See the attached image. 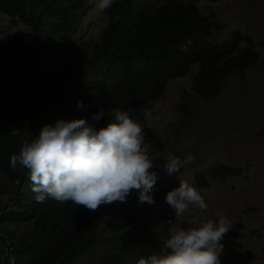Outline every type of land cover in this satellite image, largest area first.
Returning a JSON list of instances; mask_svg holds the SVG:
<instances>
[{
	"label": "trees",
	"instance_id": "trees-1",
	"mask_svg": "<svg viewBox=\"0 0 264 264\" xmlns=\"http://www.w3.org/2000/svg\"><path fill=\"white\" fill-rule=\"evenodd\" d=\"M218 0H115L106 12L108 26L100 44L88 51L77 46L76 30L80 19L86 14L87 0H0V12L11 17L15 23L29 25L32 33L18 30L0 37V57L15 51V66L21 67L23 59H29L31 51L37 50L39 60L69 57L75 54L81 61L63 65V77L67 87L77 93L76 104L70 107L64 100L43 103L39 109L48 114H61L75 119H92V114L103 109L109 121H114L116 110L128 111L134 122L144 128L148 124L145 112L153 114L154 104L162 98L169 82L186 76L194 67L197 72L192 90L203 100L218 97L229 77L245 75L259 60L251 37L237 30L228 39L219 40L222 25L214 13L203 9L202 3ZM164 2L163 11L154 15L152 10ZM51 6L47 10L43 7ZM53 12L58 17L56 36L48 37L45 31V15ZM243 39L249 44L241 46ZM52 48L55 52L45 56ZM6 61H0V66ZM52 66L46 67L37 79L28 73L17 75L19 86L26 91L42 90L44 74H50ZM82 103V107L78 104ZM185 114L193 116L189 103L181 102ZM21 109L0 107V181L5 176L13 192L12 203L4 199L7 194L0 187L1 223H30V228L15 241L11 231L0 233V264H78L86 254L93 253L97 245L98 223L96 214L72 201L58 202L47 198L36 201L28 170L10 167V157L18 154L20 133H29L25 126L13 118ZM32 128L38 125L36 114L29 116ZM17 131L18 135L11 133ZM210 175L225 181L229 176H241L242 171L222 163L209 170ZM19 181V182H18ZM198 183L204 188L210 184L202 173L197 174ZM180 180L158 179L149 193L161 198ZM149 203L139 202V192L126 202L111 205L107 226L112 235L110 245L101 249L96 264H137L140 258L155 253L146 241L150 231L145 232L147 222L139 221V214ZM148 221H151L149 219ZM183 224V222H182ZM189 224H191L189 222ZM185 229L190 226L184 223ZM244 224L235 223L225 237L240 233ZM11 253L15 259L11 260Z\"/></svg>",
	"mask_w": 264,
	"mask_h": 264
},
{
	"label": "rangeland",
	"instance_id": "rangeland-1",
	"mask_svg": "<svg viewBox=\"0 0 264 264\" xmlns=\"http://www.w3.org/2000/svg\"><path fill=\"white\" fill-rule=\"evenodd\" d=\"M97 3L98 0H94L93 9L83 20V30L77 35V45L84 46L89 52L100 42L107 24L105 15L96 7ZM202 6L208 13H214L221 23L219 40H226L239 30L244 37H251L260 58L245 75L229 77L222 93L213 99L203 100L192 90L197 72L195 67L186 76L169 82L164 96L154 104L144 131L148 154L154 162L151 171L157 172L158 179L187 181L196 187L208 207L198 213L190 207L179 220H175V213L164 196L142 209L139 221L147 222L144 231H150L151 236L146 237V241L158 253L163 240L156 230L162 221L172 219L174 226L185 227L184 223L188 225L189 219L217 221L216 213L222 211L230 221V227L239 222L245 228L238 239H222L221 264H264V0H218L202 3ZM7 16L0 12V36L19 28L27 29L9 23ZM248 44L249 41L243 39L241 46ZM10 72L15 70L0 72V107L22 108L25 105L22 89L7 84ZM181 102L189 103L193 116L182 111ZM169 153L182 160L188 155L193 159L184 164L180 172L168 175L163 165L166 162L164 157ZM221 163L239 168L242 175L229 176L225 181L208 176L210 186L201 188L196 182V173L208 174L212 167ZM0 186L7 193L4 199L12 203L10 193L13 186L5 177ZM136 191L132 190L127 198ZM119 203L101 205L95 211L101 229H107L106 216L111 205ZM195 226L192 223L191 227ZM167 227L170 226L165 224L161 235L166 234ZM26 229L25 224L15 226V240ZM105 246L106 243H101V249ZM94 256L95 253L85 257L80 264H96Z\"/></svg>",
	"mask_w": 264,
	"mask_h": 264
},
{
	"label": "clouds",
	"instance_id": "clouds-1",
	"mask_svg": "<svg viewBox=\"0 0 264 264\" xmlns=\"http://www.w3.org/2000/svg\"><path fill=\"white\" fill-rule=\"evenodd\" d=\"M114 3L115 0H98L96 4L97 9L103 12L107 20L106 27L102 31L101 40L96 44H100L102 41L103 33L108 26L106 12ZM163 5L164 2H159L152 13L156 15L162 12ZM50 7L45 6L43 10ZM93 7L94 0H87V11L78 23L76 37L83 30V20L87 18ZM9 18V23L27 27V29L19 28L16 31L33 32L29 25L15 24L11 17ZM57 22L58 17L51 11L47 12L45 15V31L48 37L56 36L54 24ZM7 35H3V37ZM78 47L87 51L84 46ZM91 51H88L86 55H89ZM54 52L55 49L52 48L45 51L44 55L50 56ZM4 56H8L9 59L3 60L0 57V61H6L0 66V72L4 69L15 70V72L9 73L7 84L22 89L24 94L25 105L19 108L21 111L13 119L19 123L23 122V125L18 126V129L25 126L29 132L20 133L22 137L20 149L18 154H13L10 157V167L16 170L19 165L21 169L28 170L32 183L31 190L36 194L35 199L37 202L43 203L47 198L55 199L61 203L72 201L76 205L83 206L96 214L95 211L101 205H110L116 201L126 202L127 196L134 189L139 192V202L141 204L144 202L155 204L154 199H160L149 195L158 180V174L156 171H151L154 162L148 154V144L145 143L144 131L147 126L143 130L140 124L130 118L128 111L116 110L114 121H109V118H103L105 116L103 109L93 113L92 119H75L71 116L62 118L61 114H48L39 109V106L43 103L56 102L61 99L70 107L77 103V93L74 88L66 86L68 82L63 77L64 71L61 70L63 65L81 61L76 58L75 54L59 59L50 56V60L45 61L44 59L39 60L37 50L33 49L29 59H23L21 67L15 66L16 55L12 48L6 51ZM49 65L52 66V71L50 74L43 75V79L48 80L43 82L42 90L37 87L34 91H26L24 86H19V82L16 80L17 75L25 72L37 79ZM78 107H82V103L78 104ZM31 114H36L38 117L36 128H32L29 123ZM144 115L149 118L151 113L145 112ZM11 135L17 136L18 132L13 131ZM192 159V155H188L182 160L180 157L169 153L164 157L166 162L163 169L168 175L178 173L182 166L190 163ZM198 173H202L209 184L208 176L220 180L210 175L209 171L208 174L198 171L195 179L201 188L204 187L197 181ZM165 196L167 204L175 213V220H179L190 207L197 213L206 210L208 207L196 187L190 185L187 181L181 180L179 186L169 191ZM108 212L106 217H108ZM216 215L218 217L217 221L196 222L189 219L188 225L190 227L187 229L182 226H174L172 219L166 222L162 221L160 227L156 230L163 240L162 249L158 253L154 250L155 253L146 258H140L137 264H221L220 259L222 258L220 255L224 249V244L221 243L222 239L233 240L242 237L241 230L245 228V225L237 235L232 236V238L225 237V234L232 228V226L230 227V221L222 211H217ZM96 217L97 222H99L97 214ZM192 223L196 226L191 227ZM1 224L5 225L0 226V233L5 231V234L14 231L15 226H20L13 222ZM23 224L27 225V229L30 228V223H21V225ZM165 224L170 227H167L165 235H161L164 233ZM111 235L108 226L106 230H103L100 228V223H98V247L93 252L95 253V260L101 252V243H106V246L111 244L107 240ZM13 240L15 241L14 235ZM93 253L84 255L78 261V264ZM11 255V260L15 259V253H11Z\"/></svg>",
	"mask_w": 264,
	"mask_h": 264
}]
</instances>
